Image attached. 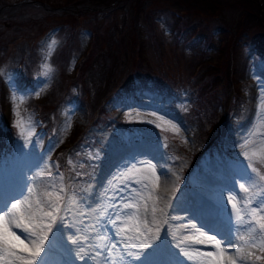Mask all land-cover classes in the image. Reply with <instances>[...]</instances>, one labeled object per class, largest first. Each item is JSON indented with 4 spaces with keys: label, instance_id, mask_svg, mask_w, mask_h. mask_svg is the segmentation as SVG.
<instances>
[{
    "label": "rangeland",
    "instance_id": "obj_1",
    "mask_svg": "<svg viewBox=\"0 0 264 264\" xmlns=\"http://www.w3.org/2000/svg\"><path fill=\"white\" fill-rule=\"evenodd\" d=\"M7 1L16 3L18 0ZM44 1L49 6L56 8L51 11L53 15H49L46 19L48 21L56 19L73 20L74 23L71 26L75 35L73 41L66 45L67 52L63 53V55L66 54L64 56L65 62L62 63L55 62L54 52L64 43L69 34V26H64L65 23L61 26H55L50 32L42 33L40 31L42 34L34 39L25 36V30L19 35L20 38L18 37L16 42H9L8 48L4 52H0V76L3 77L5 113L12 114L11 125L20 135V129L15 123L17 117L13 112V104L18 103L21 97L24 102L20 104V112L25 122V128L30 130L29 122H31V128L35 129V135L32 138L35 140L40 141V138L46 134V132H42V129L40 130L41 127H38L39 124L37 123L39 122L35 123L36 118H34L32 110L22 111V109L26 107L28 101L31 102L32 99L39 101L47 93L54 90L60 83L59 78L63 73H67L66 75L69 77L75 76L77 60L84 59L92 39V29L90 30V26L84 23L85 18H88L91 14V8H100L101 12L98 16L99 26L95 40L98 43L99 53L95 56L96 61H93V69H90L89 77L96 80L107 69L108 71L122 72L123 67H128L136 59V53L134 52L137 46L136 40H138V37H142L143 39L146 38V48L141 56L144 57L143 63H148L151 66L149 76L151 82L157 76H160L159 72L167 71V74H172L177 79L175 84L176 95H179L180 99L186 100V92H188L190 96L187 100L190 102L194 90L187 82V62L191 59V56H187V54L193 53V51L191 48L185 51L184 48L186 44L189 47L195 44L188 38V33L185 30L178 29L176 31V36L179 39L178 44L171 37L172 29L176 24L174 19L171 18L172 14L170 15L168 6H175V0H167V3L162 4L154 1L157 6L165 5L163 10L156 9L158 20L155 31L161 41L159 45L158 42L151 43L147 39L146 30L143 29L144 23L141 20L138 21L139 35L137 34V37L135 36L132 39L129 36L128 45L127 42L124 45L118 44L115 41L113 29L110 28L114 24L106 18L110 16L105 15V11L110 10L105 7L107 6L105 2L110 0H80L79 3H75V0ZM197 1L202 3V0ZM242 1L246 7L260 14L264 19V0ZM124 4L127 5V3ZM204 5L209 11L208 15L211 16V10H213L211 2L204 0ZM234 5H229V7ZM61 11H67V13ZM113 11L116 14L117 26H115L118 29L121 27L119 24L123 23L124 11L117 8ZM197 11V9L191 10L193 15L190 18L193 20L203 18L205 13L201 10ZM220 11H222L224 17L218 16V18L209 20L212 29L227 32L228 29L225 30L224 28L225 24L228 28H231V31L235 27L236 20H238L239 10L234 8L229 10L227 7H222ZM9 12V9L5 8L0 12V16L5 18ZM126 13H129V8H127ZM21 14L22 17L26 15L24 12ZM75 16L76 18H74ZM206 17L208 18L207 15ZM10 18L15 22L13 16ZM53 25L55 24L50 26L53 27ZM29 29L32 30L33 28ZM249 31V35L255 34L253 29ZM104 32H109V36ZM248 33L244 32L242 34L238 46L234 49V56H236L234 76L237 85L242 89V97L239 103L233 107L227 108L226 104L220 106V113L225 112V107L230 109L227 115V125H225L222 136V147L230 156L235 158L234 161L224 160V163L221 164L215 158L208 156L201 158V160H195L192 157L197 152L196 148L201 144V140L198 137L199 131L196 125L184 117L183 111L188 109L190 103L175 101L172 97L166 95L163 88L150 85L151 82L147 79L143 80L147 81L148 85L132 87L127 79L122 81L115 77L110 81L113 89L110 100L105 98L104 92L108 88L107 85L96 88V90L99 89L98 91H95V86L92 85L94 90L91 88L90 94H85L86 91L83 92L84 96L90 100L94 112L101 104L106 106L107 118L102 119V116H100L101 119L97 121L95 115L93 117L90 115L91 111L88 110V105L79 104V100L70 106H61L57 110L59 117L65 121L60 127L63 133L62 146L67 148L65 154L67 161L65 163L53 162L51 158L52 151H49L50 156L43 160L44 158L40 156L42 154L41 148H38L31 157L27 158L17 152L11 165L13 168H3L0 171V208L12 199L22 195L23 190L24 195H27L26 178L28 187L35 183L43 192L47 190L48 185L53 183L59 188L60 174H63V183L68 195L75 193L77 198L82 201L78 208L73 210V214L67 216V219L75 225L74 231L79 229L91 237L88 243L92 246L88 248L89 250L95 245H100L103 249L105 244L108 246L115 244L116 248L113 255L116 257L123 256L124 259L121 264H194L193 261H189L183 256L180 249L175 247L176 240L173 239L174 233L177 237L188 235L189 232L185 231L183 226L196 224L197 222L189 212L183 210V206L195 205V197L200 195L206 197L204 199L211 208L210 217L213 225L218 227L220 231H226L231 213V204L227 203L229 190L233 187V181H237V185L246 182L240 180L241 175L251 174V169L247 167L248 161L243 155L246 151L243 147L244 141L249 138L254 130L264 134V124L260 123L264 119V109L260 108L261 99L264 98V52L253 40L247 39ZM224 37L223 32L221 34L216 32L214 44L217 48L214 49L215 46L211 47L205 53V55L207 54L205 56L207 60L216 61L217 49L222 47L220 45H222ZM26 45L29 47L34 45L39 56L34 62L30 74L35 89L24 81L23 86L27 92H23L19 90L20 81H17L18 78L16 79L19 68L10 69V66L19 56L21 47L26 48ZM197 51L200 54L201 50L198 46ZM49 53H52L51 56ZM203 54L204 50L202 51ZM105 59L106 62H104ZM107 62L108 65H106ZM46 64L52 69L47 77L43 74L47 70L44 67ZM59 66L62 70L58 68ZM102 70L104 71L102 72ZM124 87L127 90L119 97L118 93ZM38 92L40 94L37 96L36 93ZM76 92L79 93V88ZM13 97H16L15 101ZM103 98L105 99L104 103L101 102ZM67 107L69 108L67 109ZM69 123L71 127L76 124L82 125V142L71 141L69 138L71 129L68 126ZM255 140L260 143L264 140V135H258ZM45 154L47 155V152ZM50 161H52V166L49 164ZM69 161L75 162L72 163V169L75 171L68 168ZM137 161H150L152 164L157 165V174L160 179L158 184L154 179L150 183L151 196L153 200H156L157 208H163L166 212L165 216H161L158 211V220H168V223L161 228L160 239L145 249L139 260L128 255V252L137 251V248L132 245H138L139 241L135 239L131 241L122 240L121 236L117 235L115 227L109 222L115 218V209L108 207L110 203H116L122 196L129 194L128 189L123 193L116 194L113 192V187L127 167ZM256 166L260 168L261 173H264V165L257 163ZM9 173L12 174L9 175ZM252 175L255 176V174ZM165 176L168 177L167 181H164ZM121 187H124V185H121ZM253 191H256V189H253ZM112 195L116 196L115 200L109 199ZM145 195H148V193L145 192ZM241 195L246 194L241 193ZM157 197L158 199H156ZM18 198L22 199L23 197ZM152 202V200L148 201L149 207H151ZM171 203L175 209L173 212H176L175 217L168 210ZM105 209H107V214L102 216L101 213ZM131 211L129 209L127 213L130 214ZM61 214L63 215V213ZM141 216H143L142 208ZM148 218L151 220L150 215ZM232 219L234 224V217ZM137 226L134 220L129 221L127 227L131 228L132 231H129L128 235H135ZM149 226L154 227V225ZM139 227L142 228V225H139ZM16 231L19 234V230ZM72 234V232H65L64 239L66 240ZM233 234L238 237L235 228H233ZM51 235L50 233V241ZM146 235L151 234L146 233ZM98 237H107V239L100 240ZM219 238L217 237V239ZM233 244L238 246V239L234 240ZM70 247L73 250L72 253L69 252ZM196 247L202 251H214L213 246L210 244L197 245ZM78 250V247L71 245L70 241L67 244L62 238L55 237L54 241H51L50 247L46 245L45 252L41 253L37 264H72L73 259H75L74 253ZM246 250L252 253L246 264H264V259H256L258 256L264 257V252L259 247H249ZM230 252H228V255L231 256ZM103 255V258H109L106 250ZM146 258L147 261L145 262ZM75 264L77 263L75 262ZM237 264H240L239 260Z\"/></svg>",
    "mask_w": 264,
    "mask_h": 264
},
{
    "label": "trees",
    "instance_id": "obj_2",
    "mask_svg": "<svg viewBox=\"0 0 264 264\" xmlns=\"http://www.w3.org/2000/svg\"><path fill=\"white\" fill-rule=\"evenodd\" d=\"M80 0H75V3H79ZM154 1L160 4L167 3V0H110L106 1L105 4L110 10L105 11V15H109L108 18L113 26L110 28L113 29L115 36V41L124 45L128 41V37L131 36V39L137 34L139 35L140 31L138 30L139 25L138 21L141 20L144 23V28L146 30V35L148 40L151 43L158 42V45L161 43L160 39L157 36L156 23L158 18L156 15L157 10H163L165 5L157 6ZM211 2L212 5V15H208V9L204 5V0L198 2L197 0H175V6H168L170 9L171 18L175 21L174 29H172V35L178 44V37L176 36V31L178 29L185 30L188 33V38L195 44L192 47H189L187 44L185 46V51H188V48H191L193 53L187 54L191 56L189 62H187L188 75L187 82L191 85L194 92L191 94V100L188 102L190 93L186 92V100L179 98V95L175 93V84L176 77L172 74H167V71H161L160 76H157L153 82H151V66L147 63H143V58L141 53L144 52L146 48V38L138 37L136 40V59L128 65V67H123V71H104L103 75L94 80L92 77H89L90 69L92 68L93 61H96L98 50V43L96 40V33L98 31V16L101 12L100 8H91L90 15L88 18H85V24L90 26L92 32V39L88 50L85 53L84 59L77 60V68L75 69V76L69 77L67 73H63L59 78L58 85L54 90L47 93L46 96H43L39 101L34 99L27 102L26 107L22 109H31L34 118L38 127H41L42 132H46L42 138L35 140L32 138V143H28L22 135H20L17 130L12 127L11 115L5 113V100L3 94V77L0 76V171L3 168H13L15 154L20 152L23 154L24 158L31 157L33 152H36L38 148H41L42 154L40 155L43 160H46L50 156L52 151L51 158L53 162L56 161L58 164L65 163L66 158V147L62 146L63 143V133L61 132L60 127L64 124L63 118L59 117L57 110L61 106H70L71 104L78 101L79 104H87L86 106L91 111V116H96L98 121L100 116L102 119L107 118L106 106L101 104L97 110L94 112L90 100L84 96L85 94L91 93L92 85L96 88L108 86L105 93L106 99H111V92L113 91L110 81L115 77H118L122 81L125 79L128 80L129 84L132 87H144L148 85V82H151L150 85H155L158 88H163L166 91V95L172 97L175 101H185L190 103L188 109L183 111L184 117L189 120L191 123L195 124L197 130L199 131V139L201 144L198 146L197 152L192 155L195 160H201L205 156L215 158L219 163H224V160H232L235 158L230 156L222 147V136L224 134L225 125H227V115L230 112V107L235 106L239 103L242 97V89L237 85V81L234 76L236 56H234V49L238 46V42L244 32L254 30L255 34L249 35L247 39L253 40L256 45H259L260 50L264 52V22L263 17L260 14L253 12L250 8L245 6V3L242 0H207ZM124 3H127L125 5ZM213 3V4H212ZM229 7V5H233ZM123 7V8H122ZM227 9H238L239 15L238 20H236L235 27L230 31L231 28H228L224 24L225 31H217L212 29V25L209 20L214 18L224 17L220 8ZM5 8L9 9V14L7 17L3 18L0 16V52H4L8 48L9 42H16L17 38L26 30L27 37L34 39L37 38L40 34L46 31H51L55 26H61L65 23L64 26H69L68 36L64 43L54 52V60L62 63L65 62L64 52H67L66 45L70 44L73 41L75 32L71 26L74 23L71 19H61V20H51L48 21L46 18L49 17L55 7L49 6L44 0H18L15 2H8L7 0H0V12ZM121 9L124 11L123 23L119 24L121 27L117 29V21L115 19V9ZM127 8H129V13H126ZM167 8V7H166ZM157 9V10H156ZM168 9V8H167ZM197 9L198 11H203V18L193 20L190 18L191 10ZM197 11V12H198ZM26 15L22 17L21 13ZM66 12L67 11H61ZM102 14V13H101ZM11 16L15 19V22L11 20ZM76 18V16L74 17ZM240 18V20H239ZM244 18V19H243ZM93 19V20H92ZM221 20V19H220ZM51 24L53 27H51ZM116 25V26H115ZM135 27V28H134ZM29 28H33L30 30ZM116 28V29H115ZM42 33H41V32ZM249 31V32H250ZM216 32L221 34L223 32L224 39L220 49H217V59L216 61H210L205 58L207 54L205 53L211 48L216 49L214 44ZM109 36V32H104ZM123 35V36H122ZM137 37V36H136ZM204 41V47H203ZM129 42V41H128ZM127 42V45H128ZM96 45V46H95ZM149 45V42H148ZM95 46V48H94ZM197 46L201 50L200 54L197 51ZM19 56L16 57L10 69L19 68L18 77L16 76L17 81H20L19 90L27 92L24 88V81L34 87L31 80V71L36 61L39 53L37 49L34 48V45L21 47ZM204 54L202 55V51ZM258 50L259 52H261ZM187 53V52H186ZM107 60L105 59L104 62ZM108 65V62L106 63ZM60 70V66L58 67ZM17 71V70H16ZM101 72V71H100ZM118 74V75H117ZM146 75V76H145ZM90 79V80H89ZM143 79H147L144 81ZM33 84V85H32ZM79 88V93L76 90ZM93 89V88H92ZM82 90V91H81ZM94 90V89H93ZM102 90V89H101ZM127 88H123L119 91V97ZM31 93V91H29ZM116 92V90H114ZM117 93V92H116ZM33 95V94H32ZM115 95V94H114ZM105 99L101 102H103ZM104 103V102H103ZM226 104L225 112L220 113V106ZM91 106V107H90ZM69 107H67L68 109ZM55 114V115H54ZM69 116L68 114L66 115ZM65 116V118H66ZM106 121V120H105ZM137 125V124H135ZM43 134V133H42ZM34 137V136H33ZM41 137V136H40ZM69 138L72 142H82L83 140V127L82 125H75L71 127ZM41 142V144H40ZM47 152V155L45 154ZM49 152V154H48ZM200 153V154H199ZM54 155V157H53ZM75 163L74 161L72 162ZM68 162V168L72 171L73 164ZM52 166V161L49 162ZM12 173H9L11 175Z\"/></svg>",
    "mask_w": 264,
    "mask_h": 264
},
{
    "label": "snow or ice",
    "instance_id": "obj_3",
    "mask_svg": "<svg viewBox=\"0 0 264 264\" xmlns=\"http://www.w3.org/2000/svg\"><path fill=\"white\" fill-rule=\"evenodd\" d=\"M51 54L49 53L50 56ZM44 67L47 70L43 74L47 77L52 69L47 64ZM39 94V92L36 93L37 96ZM13 100L15 101L16 97H13ZM23 102L21 97L18 103L13 104V112L17 117L15 123L24 139L32 143L35 129L31 128V122H29L30 130L25 128L20 112V104ZM260 108L264 109V98L261 99ZM260 123L264 124V119ZM68 126L71 127V124L69 123ZM258 135L264 134L254 130L244 141L243 147L246 151L243 155L248 161L247 167L251 169V174L241 175L240 180L246 182L237 185V181H233V187L229 190L227 203L231 204V213L226 231L209 228V231L215 232V235H208L193 223L183 226V229L189 232L188 235L177 237L175 233L173 234V239L176 240L175 247L180 249L183 256L193 261L194 264H237L238 260L240 264H246L248 257L252 255L246 250L247 248L259 247L264 252V173H261L260 168L256 166L257 163L264 165V140L257 143L255 138ZM69 163L71 164L72 161ZM63 179V174H60L59 188L53 183L47 186V190L41 192L35 183L28 187L26 178L27 195H24L23 190V194L18 196H22V199L14 198L0 208V264H37L41 253L45 252L46 245L50 247L55 237L62 238L67 244L70 241L71 245H76L79 250L75 251L74 257L85 261V264H89V261L100 264V257L103 256L105 250L109 258L105 259L104 264H121L123 256L113 255L115 244L111 246L105 244L103 249L100 245H95L99 250L89 252L88 248L91 245L88 242L91 237L79 229L74 231L75 225L67 219V216L73 214V210L77 209L82 201L75 193L68 195ZM153 179L158 184L160 176L157 174L155 164L150 161H137L131 164L113 187V192L116 194L123 193L126 189L129 190V194L122 196L116 203L108 205L109 208L115 209V218L109 222L115 227L117 235L121 236L122 240L139 241L138 245H132L137 248V251L128 252L129 256L137 260L140 259L145 249L160 239L161 228L168 223L167 219L158 220L157 218L158 211L161 216H165L166 212L163 208H157L156 200H153L151 196L150 183ZM137 185L139 187H136ZM145 192L148 195H145ZM241 193L246 195H241ZM109 199L115 200L116 196L112 195ZM149 200L153 201L151 207H149ZM141 208L143 216H141ZM129 209L132 210L130 214L127 213ZM106 214L107 209L101 213L102 216ZM149 215L151 220L148 218ZM132 220L138 225L135 228L136 234L128 235L132 229L127 225ZM139 225H142V228ZM149 225H154V227ZM233 228L236 229L238 237L233 234ZM16 230H19V234ZM65 232L73 234L65 240ZM50 233L52 234L51 241ZM146 233L151 235H146ZM217 236L220 238L217 239ZM98 239L106 240L107 237H98ZM236 239H238V246L233 244ZM209 244L213 246L214 251H202L196 247ZM229 250L234 253L233 256H227ZM72 251L70 247L69 252L72 253ZM256 259H264V257L258 256ZM72 264H75V259Z\"/></svg>",
    "mask_w": 264,
    "mask_h": 264
},
{
    "label": "bare ground",
    "instance_id": "obj_4",
    "mask_svg": "<svg viewBox=\"0 0 264 264\" xmlns=\"http://www.w3.org/2000/svg\"><path fill=\"white\" fill-rule=\"evenodd\" d=\"M161 162V161H160ZM156 165V164H155ZM157 166V165H156ZM158 168V167H157ZM167 175V174H166ZM167 178L168 177H166L165 176V178H164V181H167ZM173 178V177H172ZM163 180V179H162ZM163 182V181H162ZM163 194V193H162ZM206 197H204V196H202V195H200L199 197H195V205H184L183 207V210L184 211H187V212H189L190 214H191V216L192 217H194L195 219H196V226H197V228H200L201 229V231H204V232H206V233H210V234H212V235H215V232H211V231H209V228H213V229H217V230H219L218 229V227H216L215 225H213V221H212V219H211V217H210V215H211V208H210V206L207 204V202H206ZM168 210L171 212V215H173V217H175V215H176V212H173V211H175V209L173 208V205H172V203L170 204V207L168 208ZM173 212V213H172ZM175 213V214H174ZM170 215V216H171ZM191 225V224H190ZM220 231V230H219ZM95 234H97V233H95ZM217 237H219V236H217ZM93 241V240H92ZM92 246V245H91ZM118 247V246H117ZM204 248V247H203ZM209 248V247H208ZM97 250H99V249H97L96 247H93L91 250H89L88 249V251L89 252H95V251H97ZM230 252V251H229ZM232 255L231 256H233L234 255V253L233 252H230ZM227 255H228V253H227ZM104 256V255H103ZM103 256L102 257H100V264H104V261H103V259H105V258H103ZM106 256H107V254H106ZM105 256V257H106ZM228 256H230V255H228ZM227 257V256H226ZM75 262L77 263V264H85V261H81V260H79L78 258H75ZM89 264H95V262H92V261H89Z\"/></svg>",
    "mask_w": 264,
    "mask_h": 264
}]
</instances>
